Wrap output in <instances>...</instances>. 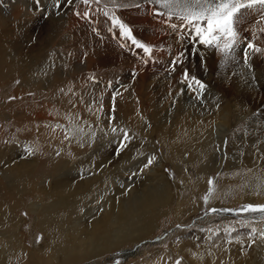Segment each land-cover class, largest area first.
Segmentation results:
<instances>
[{
	"label": "bare ground",
	"instance_id": "1",
	"mask_svg": "<svg viewBox=\"0 0 264 264\" xmlns=\"http://www.w3.org/2000/svg\"><path fill=\"white\" fill-rule=\"evenodd\" d=\"M11 1L15 17L19 19L23 14L20 4L26 2ZM27 9L31 12L33 7ZM125 17L140 40L169 48L164 51L156 49L153 61L145 65L135 50L106 46L88 31L85 20L73 15L70 9L60 16L52 15L49 22L27 23L26 32L17 35L18 41L11 38V26L10 29L8 25H0V79L10 74L11 79L20 75L21 85L16 89L20 92L28 84L26 77L33 78L36 74L35 86L40 93L49 88L52 89L50 97L56 96L57 92L64 101L65 89L74 86V92L79 91L78 97L86 100L82 120L77 121L74 118L57 120L51 114L50 105L37 102L35 108L40 110L42 107V110L31 113L26 111L29 109L20 110L29 116L17 125L24 132L5 137L7 124L14 114L8 108L11 106L7 107L0 99V264H71L95 259L111 249L133 242L135 247L124 249L121 254L135 256L145 243L141 241L150 238L164 216L171 213L181 219L188 208L192 212L196 210L198 201L195 195L207 187L206 178L211 171L228 170L230 165L223 160L227 146L225 140H228L231 127L251 113L247 104H258V138L264 151L263 51L257 54L258 66L255 68L258 87L249 92L244 87L242 72L235 69L238 66L223 65L220 53L202 46H197L199 54L188 51L182 65L201 76L207 85L205 99L200 102L194 100L187 90L182 95L177 94L181 87L178 82L182 69L179 66L171 77L157 81L163 72L158 62L167 61L170 55L174 58L175 53L188 47L185 45L184 48L178 42L163 19L151 16L147 4L129 9ZM175 22L179 24L180 21ZM41 23H47L43 29ZM239 23L264 29V12L259 6L242 10ZM57 41L60 44L64 41L73 55L57 49V44L52 46L51 43ZM245 47L244 42H240L236 52L242 53ZM257 55L250 52L251 59L255 60ZM99 66L107 70L91 87L85 78L92 79V70ZM112 66L119 68L115 71ZM40 75H43L42 79H39ZM116 75L122 76V80L108 87L106 77L112 79ZM63 80H66V88H61ZM113 89L119 92L115 100L111 93ZM143 94L151 95L153 103L157 100L144 113L142 108L149 104L142 100ZM136 98L139 102L135 101ZM74 100L79 101L78 98ZM93 101L104 102L108 108L97 111L99 105H94ZM74 102L72 109L77 106ZM110 105L115 107V120L111 124ZM77 123L83 128L81 134L72 131L81 129L76 127ZM113 127L123 128L131 137L125 142L127 147L119 152V146H114L113 142L121 138V133L113 134ZM93 133L96 134L94 137ZM66 134L74 136L71 142L64 139ZM81 135L83 147L79 142ZM229 147L231 150L233 144ZM29 149L32 155H29ZM153 156V164L141 171L146 159ZM167 162L173 165L184 183L165 170ZM131 163L137 165L136 169L130 168ZM195 164H199L194 168L196 178L188 175ZM132 171H137L138 180L123 176ZM71 172L77 175H70ZM79 173L83 176L80 177ZM258 180L260 190L264 188V175ZM119 183L125 187L114 185ZM247 189L250 192L253 186L249 185ZM29 194L33 199L27 202L25 197ZM22 207L35 214L33 226L43 234L44 241L34 247L24 242L21 225L25 218L17 214ZM185 246H182L183 251L188 249ZM197 256V264L218 261L203 245L197 248ZM177 260L181 259L175 256V262Z\"/></svg>",
	"mask_w": 264,
	"mask_h": 264
},
{
	"label": "rangeland",
	"instance_id": "2",
	"mask_svg": "<svg viewBox=\"0 0 264 264\" xmlns=\"http://www.w3.org/2000/svg\"><path fill=\"white\" fill-rule=\"evenodd\" d=\"M25 2L26 3L20 4L23 9V14L18 19L15 17V13H14L15 7L14 4H12L13 2L11 0H0V25L1 27L2 25L3 26L8 25L10 29L11 27L13 28V31L11 33V38L15 41H18L19 39L17 35L22 34V32H26L25 26L26 27L28 26L27 23L29 24L34 22H45V20L49 22V18L52 16V15H45L44 12L37 10L36 5L33 3V0H25ZM41 2H42V7L44 9H47L50 0H41ZM117 2L124 5V7L117 12V15H119L121 19L125 22H127L125 16L126 14L127 15L129 14V9H136L137 7L135 5L137 4L140 5L146 4L144 3V0H117ZM106 4L107 7H105ZM28 6L33 7L31 12L27 11ZM92 7L94 10L99 9V11L94 15V19L97 21L96 24L90 25L87 21H84L86 25L85 27L88 29V31H90L94 36L98 37V39L103 41L106 44V46L112 45L121 50H125V48L122 49L119 46L120 41L114 38L113 35L108 32L110 23H107L102 15L103 11H107L109 8L112 7L110 0H101V3L99 5L94 4ZM127 23L130 24L129 22ZM46 24L47 23H41L42 25L41 29H43L46 26ZM130 25L133 27L132 24ZM242 25L243 24L240 25L239 23L237 26V30L238 32H240L239 33L240 42H244V44L246 45L249 40H253L256 46L261 48L264 53V47H262V45L264 44V29H261L262 27H259L260 28L259 29L257 25H255L254 27L253 26L249 27L248 25L246 26V24H244L245 26ZM93 27L98 28L99 31L101 30L99 36L92 32ZM170 32L172 33V31ZM138 38L141 39V37L139 36ZM9 40L11 41V39ZM13 40L11 41L12 43ZM184 42L183 43L180 42V43L184 46V48L187 46L188 51L191 54L189 42L186 44ZM51 44L52 46H55L57 44L55 46L57 49L63 50L65 52L67 51L66 53H68L69 55H73V53L71 54V48L66 47L64 41L61 44L59 41H57L56 43L53 42ZM61 45L63 46L61 47ZM168 48L169 46H165V45L156 46L157 50L164 51ZM258 53H256V55ZM236 54H235V59L230 61L226 65L234 66V67L238 66L235 69L240 71V73L241 72L243 73V74L241 73V77L244 80L243 84L244 87H246L247 89L246 91L249 92L255 87H258V76L255 72V68L256 66H258V55L255 60L253 58L252 60L249 57V64L251 65V69H250L243 63V52L242 53L236 52ZM219 58L221 61L223 60V56L221 54H219ZM172 59L173 56L170 55V58L167 61H163L164 64L162 61L158 62V64H160V67H162L161 71L163 72H160V76L157 79V81L165 80L171 77V74L174 73V72H170L169 69V65ZM51 62L53 64L55 63V57L52 58ZM124 64L129 65L128 62H125ZM68 65H70L69 62H67L66 67H68ZM179 67L183 70V68H185L186 66L180 65ZM111 68H113L112 70L116 71L119 67L112 66ZM186 68L189 69L188 66ZM106 70L107 68H105L104 66H99L98 68L92 70L91 73L93 74V77L96 78V82H93V80L87 76L88 78L86 77L85 79L89 80V82L87 81L88 85L91 87L96 85L99 82V79L101 78V74L106 72ZM189 71L192 75L197 76L199 79L203 81L201 76L193 73L191 70ZM46 74H48V72H46ZM10 76L12 75L10 74L8 75L7 78L0 79V84H1L0 91H2V93L0 92V99L4 101L7 107L9 105L11 106L8 108L11 111V114H14L11 121L7 124L8 127L6 126L7 132H5L6 133L5 137H8L7 135L12 136L24 132L20 128H18L17 125H19V123L23 119L26 118L29 119V116H27L26 111L31 113L32 111L36 112V110L37 111L42 110V107L40 108V110L38 108H35V104L37 102H44L47 105H50V107H52L51 114H53V116H55L57 120H67L68 118H74L77 121L81 119V112L82 110H85L84 105L86 103V100H83L82 97H78L79 91L77 90L78 92H74V86H69V88L65 89L66 80H63L61 84L62 85L61 88L65 87L64 89L66 90V97H64V101H62V96L59 97L57 92L55 94L56 96L50 97L52 89L49 88L42 89L41 90L42 92L40 93V89H38L35 86V81H36L35 76H37L36 74L33 78H30L28 76L26 77L28 84L25 85V87H23V89L20 92H16V89L21 85V80H22L21 76L16 75L14 76L13 79H11L12 77ZM38 77L39 79H42L43 75H40ZM121 77L122 76L120 75L111 77L112 79H110V77H106L105 81L108 80L112 84L120 83V81L122 80ZM3 85H5L6 87ZM125 86L130 88L131 85L130 86L125 85ZM113 90L111 93H113ZM107 93L108 91L106 92V94ZM10 97H14L15 99H10ZM77 98L79 99V101L74 100ZM141 98L144 101V103L149 104L148 106L142 108L143 113L146 110H148L150 106H154L157 102V100H155L153 103V101L151 100L152 98L151 95L147 96L143 94L141 95ZM74 101L77 102L76 109H72V105H74L73 104ZM133 101L134 100H132V102ZM135 101L139 102L138 98H136ZM150 101H152V103ZM96 103L97 102L93 104L99 105L98 107H96L97 111L102 112L108 108V106L106 108L104 102L97 104ZM110 107L111 109H113V106L110 105ZM246 108L251 109V113L247 116V118L242 119L239 122L235 123V125L231 127L230 132L228 134V140H227V146L225 152L226 155L223 160L226 163L228 161V164L230 166L228 170L219 168L211 171L207 175L206 178L207 187L203 191L195 195L198 202H197V208L194 212H192V210L188 208V210L184 214V217L182 216L181 219H176V217H174V214L168 213L169 215L167 214L166 216L163 217L161 225L150 234V238H148V240L146 241L145 240L141 241V243L142 242L145 243L141 244L142 246L139 250V253L136 254L135 256L126 257L125 255L121 254V252L124 249L126 250L127 248L128 249L134 248L136 243L133 242L120 248L111 249L107 251L104 255H101L100 257H96L95 259L92 258L93 260L88 259L82 262L80 261L71 264H86L91 262H98L97 264H117V262H119V264H137V262H140L139 264H176L175 256L181 259L179 260L180 264H194V263L197 264L199 263L197 261V257H198L197 248H199L200 245H203L205 247L207 246L212 252L213 257H215V259H218V261L215 260L212 264H222V263L264 264V237H261L260 235L261 232H264V222H261L258 217L253 219V217L251 216L244 214L237 215L235 212L234 214L236 215L234 214L232 215L230 213H220L219 211L216 213L210 212V209L212 208L220 209L222 207H225L227 209H239L241 206L248 203L264 204V188L262 187V189L258 190V181H259L258 179L260 178V176L262 177L264 175V151L260 147L261 141H259L260 139L258 138V132H259L258 104L254 106L247 104ZM20 110H26V111H24L25 112L24 113L21 112ZM235 117L236 116L234 115L233 118ZM76 127L81 128L82 127L81 123H77ZM102 127H105V125H103ZM94 130L95 129L92 128V131ZM121 135L119 137H121ZM115 137H117V135ZM119 140L120 138H118L116 142L115 141L113 142L114 146L115 145L119 146ZM232 144H233V148L230 150L231 147L229 146H231ZM25 149L27 150V148ZM199 164H195L190 168L188 172L189 176L193 175L196 178V173L194 171V168L197 167ZM136 167L137 165L135 164L130 165V168L132 169H136ZM164 168L166 171H168L171 174V176L174 179L177 178L181 183H184V179L182 177H178L176 171L173 168V165L170 162H167V165H165ZM141 169H143V165ZM249 169H252V171H249ZM73 173L76 174L75 172H71L70 175H74ZM136 173L137 171L136 172L132 171L129 173H125L123 176L125 178L131 177L133 178V181H136V179L137 180L139 179V176H137ZM79 176L82 177L83 174L79 173ZM209 178L213 179V185H211L213 191L211 194H209V187H210L208 184ZM114 185L125 187L123 186L124 184H120V183ZM249 185L253 186V189L250 192L249 189H247ZM186 191L187 190H184V193ZM186 193H188V191ZM206 195L209 196L207 202H205L204 200V197ZM239 197H241V200L239 199L237 200V198ZM25 199L27 202H29L33 199V197L29 194L26 195ZM17 214L25 218L24 223L21 225V232L25 235V239H24L25 244L34 247L36 243L40 244L41 242H43L44 240H43L42 232L34 228L33 226V220L35 218V214L32 212H28V210L23 207L20 210H18ZM243 220L252 221L251 227L257 230L255 234L250 233V228L241 223V221ZM177 225H180V227H177ZM222 234L224 235L222 239L217 240ZM253 240L255 241V243H253ZM183 245H186L188 247L186 251H183L184 248V247L182 248ZM218 245H220V247ZM232 254H233V258L231 259Z\"/></svg>",
	"mask_w": 264,
	"mask_h": 264
},
{
	"label": "snow or ice",
	"instance_id": "3",
	"mask_svg": "<svg viewBox=\"0 0 264 264\" xmlns=\"http://www.w3.org/2000/svg\"><path fill=\"white\" fill-rule=\"evenodd\" d=\"M36 5V9L44 12L45 15L60 16L67 10H71L73 15L87 21L90 25H94L97 21L94 19V15L99 9H93V5H99L101 0H50L48 8L42 7L41 0H33ZM112 7L107 11H103L102 15L107 23H110L108 32L113 35L114 38L120 41L119 46L135 50L136 54L140 57L143 64L147 65L154 59V53L156 46L140 40L135 35V30L127 22L123 21L117 12L124 7L123 4L118 3L117 0H110ZM149 6V12L151 16L155 18L163 19L164 24L176 35V39L183 43L185 40L189 42V46L192 53H198L197 46H202L206 49H212L223 56L221 63L223 65L228 64L235 59L236 50L240 45L239 32L237 26L240 22V16L242 10L254 9L257 6L264 12V0H144ZM82 6H87L83 8ZM136 7L142 5L137 4ZM107 7V4L105 5ZM179 20V24L175 22ZM183 29V31H180ZM92 32L96 35H100L98 28L93 27ZM262 49L257 47L253 40H249L246 47L243 50V63L251 69L249 64V57L251 53L261 52ZM188 49L180 51L174 54V58L171 60L169 69L170 72H175L177 67L184 63V57L186 56ZM254 78V77H253ZM93 82H96V78L92 77ZM181 87L178 95H182L185 90L192 94L194 100L203 102L205 99V93L207 85L197 76L192 75L188 68H183L181 72V79L178 82ZM108 87H112V83L109 82ZM119 95V92L113 90V100ZM10 99H15L10 97ZM95 103V101H93ZM115 107L109 113V123L111 124L115 120L114 116ZM74 134L83 133V129L72 130ZM113 134L121 133L119 140V148L117 152L127 147L126 141H130L131 137L129 133L123 128L113 127L111 129ZM93 137L96 135L92 134ZM107 135V133H105ZM74 136L65 135L64 139L71 142ZM80 144L83 147V135L80 137ZM7 143V142H6ZM227 145V140H225ZM29 155L33 152L28 150ZM56 155H60L59 152ZM155 157H149L146 159V163L143 168H149L154 161ZM143 171V169H141ZM252 171V169H249ZM135 175V174H133ZM209 194L212 193L213 179L209 178ZM209 196L204 197L207 202ZM218 211L235 212L237 215H248L255 218H259L261 222H264V204L248 203L241 206L239 209H210V212L216 213ZM242 224L250 228V233L255 234L256 229L251 227V220H243ZM180 227V225H177ZM261 237H264V232L260 233ZM253 243L255 241L253 240ZM119 264V262H117ZM176 264H180L177 260Z\"/></svg>",
	"mask_w": 264,
	"mask_h": 264
}]
</instances>
